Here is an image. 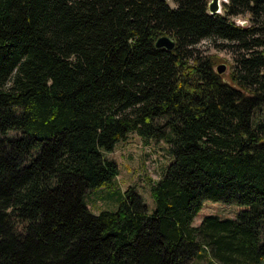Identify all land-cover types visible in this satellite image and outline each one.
I'll return each mask as SVG.
<instances>
[{"label": "trees", "instance_id": "1", "mask_svg": "<svg viewBox=\"0 0 264 264\" xmlns=\"http://www.w3.org/2000/svg\"><path fill=\"white\" fill-rule=\"evenodd\" d=\"M208 5L0 0V264H264V0ZM203 39L234 48L227 78ZM129 133L167 145L154 206L130 185L93 213ZM204 199L247 208L195 226Z\"/></svg>", "mask_w": 264, "mask_h": 264}, {"label": "rangeland", "instance_id": "2", "mask_svg": "<svg viewBox=\"0 0 264 264\" xmlns=\"http://www.w3.org/2000/svg\"><path fill=\"white\" fill-rule=\"evenodd\" d=\"M212 0H209L211 2ZM227 0H219L220 5ZM171 6L174 3L169 1ZM222 11V10H221ZM249 14L232 17L236 23L248 25ZM218 39H203L196 45L204 54H213L217 59V66H224L225 70L220 74L227 78L234 61V48L229 44L224 45ZM219 74V73H218ZM108 158L113 159L118 165V175L110 184H103L94 189H87L85 202L91 212L97 213L102 209H112L116 202L110 192L124 191L128 186H135L143 201L149 208L154 206L153 199L149 194L145 177L157 179L161 176L164 167L170 161L167 145L163 141L150 140L145 143L137 133H129L126 138L116 143L112 152H106ZM247 206L237 204H225L221 201L204 199L200 210L195 215L192 224L198 225L206 215H217L220 218H235L240 210ZM192 264H216L208 262L206 258L195 259Z\"/></svg>", "mask_w": 264, "mask_h": 264}, {"label": "water", "instance_id": "3", "mask_svg": "<svg viewBox=\"0 0 264 264\" xmlns=\"http://www.w3.org/2000/svg\"><path fill=\"white\" fill-rule=\"evenodd\" d=\"M208 7L210 13H219L221 11L222 6L220 5L219 0H212L211 2H209ZM155 46L158 48H165L167 50H172L175 46V40L167 34H162L156 39ZM215 70L217 73L221 74L225 70V67L217 66Z\"/></svg>", "mask_w": 264, "mask_h": 264}]
</instances>
